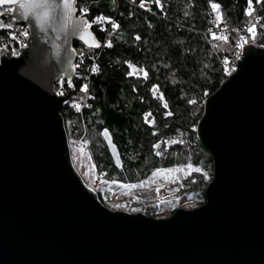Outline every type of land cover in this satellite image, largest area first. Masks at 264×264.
<instances>
[{"label": "water", "instance_id": "water-1", "mask_svg": "<svg viewBox=\"0 0 264 264\" xmlns=\"http://www.w3.org/2000/svg\"><path fill=\"white\" fill-rule=\"evenodd\" d=\"M77 0L74 19L78 16ZM26 24L18 55L0 52V264H264V47L244 45L236 68L206 99L197 130L214 161L206 202L167 218L113 210L76 169L62 107L86 93L56 94L75 75L74 41L59 19ZM108 130V137L104 136ZM101 131L122 166L111 131ZM109 140L111 143H109Z\"/></svg>", "mask_w": 264, "mask_h": 264}, {"label": "trees", "instance_id": "trees-1", "mask_svg": "<svg viewBox=\"0 0 264 264\" xmlns=\"http://www.w3.org/2000/svg\"><path fill=\"white\" fill-rule=\"evenodd\" d=\"M77 1V8H88L84 17L101 43L104 33L95 24L96 17H114L119 28L110 30L111 47L94 50L73 42L78 75L74 82L77 88L87 76L90 82L87 105L74 97L62 107L68 136L75 132L97 140L98 152L93 156L108 181L139 183L159 168L198 166L209 179L198 173L197 181L186 182L183 192L198 193L200 205L204 204L206 187L214 176V161L200 140L197 126L204 116L207 97L228 78L232 65L236 68L243 46L253 43L264 47V0H259V6L252 0L254 38L247 31L252 25L251 13H246L248 0H211L220 5L217 10L211 8L209 0H160L159 6L155 0H144L152 2L150 12L137 6L140 0ZM0 11L7 13L5 8ZM217 12L222 13L219 23ZM11 25L0 28L1 37L27 27L17 21ZM213 30L227 39L214 38ZM238 43L243 46L238 48ZM2 50L8 47L0 40ZM125 61L135 67L130 68ZM93 65L95 72L91 71ZM141 68L147 78L143 73L137 75ZM61 81L66 85L59 79L56 91ZM152 85L158 88L152 89ZM73 101L83 105L81 110L74 109ZM104 128L111 131L120 150L121 167L114 163L102 138Z\"/></svg>", "mask_w": 264, "mask_h": 264}, {"label": "rangeland", "instance_id": "rangeland-1", "mask_svg": "<svg viewBox=\"0 0 264 264\" xmlns=\"http://www.w3.org/2000/svg\"><path fill=\"white\" fill-rule=\"evenodd\" d=\"M250 20L249 23L253 24V20ZM232 67L229 69L230 73L235 69V66L232 65ZM74 109L81 110V106L79 109ZM69 141L71 156L76 169L85 182L97 192L99 197L101 196L103 203L113 210L142 211L147 215L149 212H153L151 216L167 218L173 214L175 208L192 209L200 205L198 193L183 192L186 188V182L191 184L197 181L199 174L196 172H192L191 176L186 177L183 171H166L178 168H159L165 171L157 172L158 169L154 170L146 179L141 181L143 183H121L118 181H116L118 183H113V181L106 179L94 159V151L98 152L95 138L84 137V135L77 136L73 132ZM126 184H132L135 187L126 188L124 187ZM114 204L123 206L114 208L112 207Z\"/></svg>", "mask_w": 264, "mask_h": 264}, {"label": "snow or ice", "instance_id": "snow-or-ice-1", "mask_svg": "<svg viewBox=\"0 0 264 264\" xmlns=\"http://www.w3.org/2000/svg\"><path fill=\"white\" fill-rule=\"evenodd\" d=\"M10 3L13 5L18 6L19 10L21 11V15L25 18H31L34 23L40 28L41 31L45 30L51 23L59 19L60 26L62 29L67 30L69 27H71V30L73 33L79 34L80 39L89 47H99L100 43L92 37V34L88 32L87 30L90 27V24L87 21L80 20V19H74L73 18V13L77 10L76 9V4L75 0H0V3ZM211 4V8L213 10H217L220 8V5L218 3H212L211 0H209ZM259 2V0H257ZM155 3L157 6L160 5V0H155ZM248 9H246V13H251L252 11V0H248ZM140 6L144 7V0H140ZM9 12L12 11V9L8 10ZM80 13L83 14L87 12V8H81L79 9ZM97 20H105V21H111V17L108 16H98L96 17ZM222 19V13L217 12V23H219ZM259 19V17H257ZM12 28L11 24L5 25L3 22H0V28ZM111 28L113 30L118 29L119 25L116 24L115 22L111 23ZM256 25L252 24L250 27L247 28V31L251 33L252 37H255L256 35ZM27 32H24L23 35H27ZM213 37L216 38L218 37L219 39L226 40L227 37L220 35L219 33H212ZM8 36L15 39L16 34L9 32ZM136 39L139 40L140 37L137 35ZM107 46L111 47V41H107ZM238 48L242 47V44H237L236 45ZM12 55H17L15 51L12 52ZM83 55V53H81ZM126 64L129 65L130 68L135 67L134 65L131 64L129 61H125ZM91 71L95 72L97 71V67L95 65L92 66ZM140 73H143L144 77L147 78V72L141 68L139 69V72L137 75ZM128 75H132V72L127 73ZM68 87H74L73 82L71 78L68 79L67 81ZM157 85H152V89H157ZM88 90V85L83 84L80 86V91L81 92H87ZM62 95L63 93H58ZM155 95V92L153 93ZM160 99H163V95L161 94ZM73 107L79 109L80 105L76 104L75 101L72 102ZM164 107L167 108L168 105L165 102ZM165 115H171L170 112H166ZM104 136L107 138L108 137V130L104 129ZM86 143V141H85ZM109 143L111 141L109 140ZM166 143H175V141H166ZM157 145H154L156 147ZM160 153H157L159 155ZM160 171H165V170H160L158 169L157 172ZM168 172L172 171H183L185 173V176H191L192 172L196 173H202L203 179L208 180L209 176L208 173L203 171L200 167L195 166L193 164H187L180 166L178 169H168L166 170ZM155 174V173H154ZM177 179H179L177 177ZM113 183H118L116 181H113ZM143 183V182H141ZM126 188H133L135 185L132 184H126L124 185ZM157 191H159L157 189ZM123 205H118L114 204L112 207L118 208L122 207Z\"/></svg>", "mask_w": 264, "mask_h": 264}, {"label": "built area", "instance_id": "built-area-1", "mask_svg": "<svg viewBox=\"0 0 264 264\" xmlns=\"http://www.w3.org/2000/svg\"><path fill=\"white\" fill-rule=\"evenodd\" d=\"M260 3L258 2L257 3V6H259ZM138 7H140L141 9L147 11V12H150L151 11V7H152V2L151 1H145L144 2V7H141L140 4L137 5ZM249 7V6H248ZM81 8H87L86 6H82ZM80 8V9H81ZM11 9L9 7H5V10L7 11V13L9 12L8 10ZM88 10V8H87ZM88 12V11H87ZM87 12L81 14L80 11H79V8H78V16H85L87 14ZM0 13H5V12H1ZM253 9L251 11V14H250V18L253 20V22H255L253 16ZM112 22H115V18L114 17H111V21H105V20H97L95 21V24L99 27V29L101 30V32L104 33V37H103V41L101 43V47H104L107 45V41H109V33H110V30L112 29L111 28V23ZM90 24V23H89ZM91 25V24H90ZM90 28V27H89ZM24 32H27L28 34L27 35H23ZM12 33H15L16 36H15V39L9 37V36H5V37H1L0 36V40H3L6 44V46L8 47V50H7V53H8V56H13L12 55V52L15 51L17 53V55L19 54V49L21 47H25L27 45V41H28V37L30 35V32H29V28L28 26L26 28H23V29H20V30H17V31H14ZM210 33H219L218 30H213L211 31ZM242 53V51H241ZM240 53V55H241ZM80 60V59H78ZM77 65V62L74 64V67ZM78 76L77 73H75L74 77L71 79L72 82H73V85L74 87H68V84H67V81L66 79L64 78H61L60 80H65L66 81V85L64 83H60L58 88H57V91H56V94L58 96H65L69 93L70 90H73V91H80V87L77 88L75 82H74V78ZM89 82H90V77L87 76L86 79H84L81 83V85L83 84H87L88 85V90L87 92H82V93H86L87 95V98L89 97ZM63 93L62 95L58 94V93ZM83 105H87V102L84 103ZM81 105V107L83 106Z\"/></svg>", "mask_w": 264, "mask_h": 264}]
</instances>
